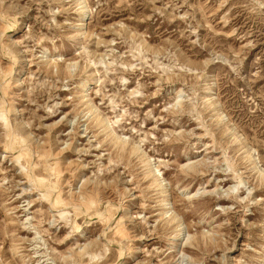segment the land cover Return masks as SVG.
Instances as JSON below:
<instances>
[{
	"label": "rangeland",
	"instance_id": "obj_1",
	"mask_svg": "<svg viewBox=\"0 0 264 264\" xmlns=\"http://www.w3.org/2000/svg\"><path fill=\"white\" fill-rule=\"evenodd\" d=\"M85 2L0 0V264H264V0Z\"/></svg>",
	"mask_w": 264,
	"mask_h": 264
},
{
	"label": "bare ground",
	"instance_id": "obj_2",
	"mask_svg": "<svg viewBox=\"0 0 264 264\" xmlns=\"http://www.w3.org/2000/svg\"><path fill=\"white\" fill-rule=\"evenodd\" d=\"M78 1H80V5H82L80 8H84V9H86L87 8V6H86V2H85V0H78ZM87 13L85 12V15H84V17L86 16L87 17ZM83 25H84V22H82V23H80L79 25H77L78 27H83ZM69 68H70V70L72 71V69L74 68V67H76V63H69ZM178 99V98H177ZM25 145V144H24ZM25 147H28L27 145H25ZM157 171V166L156 165H151V167H150V173L152 174V176H153V178H155V183L158 185V186H160V187H162V182H159L158 180H157V178H156V174H155V172ZM39 191V190H38ZM55 191V190H54ZM199 194V191H196V193L193 195V196H191V197H194V196H197ZM53 196H54V194H53ZM187 198H190V196H187ZM81 199V198H80ZM168 205V203H165L164 204V206L166 207ZM71 207V206H70ZM80 207V206H79ZM51 211H53V212H55V213H57V214H59V216H61L60 214V211H58V210H56V209H53V206H51ZM83 212H84V210H83ZM168 212L169 211H165V212H163V214H168ZM165 218H168V220H169V222H174V221H177L178 223H179V228H178V234L175 236V238H179V240L180 241H185V242H188V240L190 239V236L186 233V231L185 230H183L184 229V227H183V224L181 223V221L180 220H177V217L176 216H172V215H169L168 217H165ZM99 239H101V237H99ZM71 264H75V263H71ZM76 264H78L77 262H76Z\"/></svg>",
	"mask_w": 264,
	"mask_h": 264
}]
</instances>
